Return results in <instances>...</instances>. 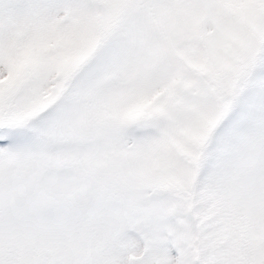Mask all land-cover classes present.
Returning <instances> with one entry per match:
<instances>
[{"label":"snow or ice","instance_id":"1","mask_svg":"<svg viewBox=\"0 0 264 264\" xmlns=\"http://www.w3.org/2000/svg\"><path fill=\"white\" fill-rule=\"evenodd\" d=\"M0 264H264V0H0Z\"/></svg>","mask_w":264,"mask_h":264}]
</instances>
